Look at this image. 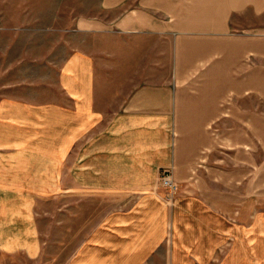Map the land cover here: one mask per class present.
<instances>
[{"label":"crops","instance_id":"obj_1","mask_svg":"<svg viewBox=\"0 0 264 264\" xmlns=\"http://www.w3.org/2000/svg\"><path fill=\"white\" fill-rule=\"evenodd\" d=\"M98 7L74 21L87 40L55 97H0V254L40 257V211L69 196L94 220L65 264H264V0ZM224 142L230 178L198 176ZM167 168L172 203L157 188Z\"/></svg>","mask_w":264,"mask_h":264},{"label":"rangeland","instance_id":"obj_2","mask_svg":"<svg viewBox=\"0 0 264 264\" xmlns=\"http://www.w3.org/2000/svg\"><path fill=\"white\" fill-rule=\"evenodd\" d=\"M98 1L0 0V97L14 94L41 99L55 97L59 64L69 52L87 40L85 35L74 32V21L78 16L100 11ZM256 23V28H262L264 17H256ZM229 146L224 142L221 149H217L215 170L196 174L217 184L222 180L225 183L230 178ZM246 150L245 144L239 147L240 171L246 167ZM166 170L174 177L171 169ZM239 178L245 179L246 176L240 173ZM176 181L179 184L178 196L181 185ZM198 190L221 191L224 195L231 193L226 185L207 184ZM239 194H246V187L240 186ZM60 205L62 208L59 210L51 203L46 211H40L44 216L41 219L43 250L40 257L30 258L23 253L0 254V264H65L91 229L94 218L93 212L87 210L86 201L82 211L71 210L69 196H65Z\"/></svg>","mask_w":264,"mask_h":264},{"label":"built area","instance_id":"obj_3","mask_svg":"<svg viewBox=\"0 0 264 264\" xmlns=\"http://www.w3.org/2000/svg\"><path fill=\"white\" fill-rule=\"evenodd\" d=\"M160 174L161 176L159 179L158 187L164 190L165 199L169 203H172L177 198L179 184L170 171L164 169Z\"/></svg>","mask_w":264,"mask_h":264}]
</instances>
